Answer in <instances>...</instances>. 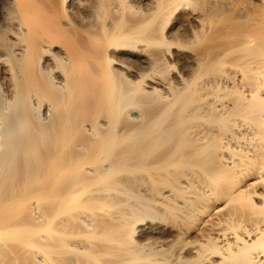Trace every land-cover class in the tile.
Returning <instances> with one entry per match:
<instances>
[{"label":"bare ground","instance_id":"1","mask_svg":"<svg viewBox=\"0 0 264 264\" xmlns=\"http://www.w3.org/2000/svg\"><path fill=\"white\" fill-rule=\"evenodd\" d=\"M0 264H264V0H0Z\"/></svg>","mask_w":264,"mask_h":264},{"label":"rangeland","instance_id":"2","mask_svg":"<svg viewBox=\"0 0 264 264\" xmlns=\"http://www.w3.org/2000/svg\"><path fill=\"white\" fill-rule=\"evenodd\" d=\"M127 57H128V56H127ZM130 58H131V57H130ZM130 58H129V57L126 58V62L128 61L127 63H129V64H130V62L132 61ZM129 61H130V62H129Z\"/></svg>","mask_w":264,"mask_h":264}]
</instances>
